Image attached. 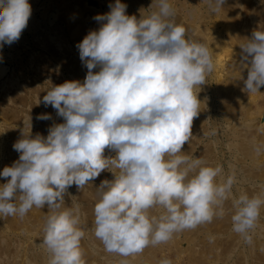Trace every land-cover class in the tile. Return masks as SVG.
Returning <instances> with one entry per match:
<instances>
[{"label":"clouds","instance_id":"1","mask_svg":"<svg viewBox=\"0 0 264 264\" xmlns=\"http://www.w3.org/2000/svg\"><path fill=\"white\" fill-rule=\"evenodd\" d=\"M225 3L206 0L210 14ZM109 7L94 17L100 27L76 45L87 68L83 82L52 85L43 96L63 123L53 124L46 137L22 132L13 144L20 155L0 171L7 181L0 184V219H23L33 207H47L42 244L49 264H86L80 207L65 206V195L71 186L80 191L113 169L114 178L96 188L93 208L94 236L106 252L124 258L142 254L177 233L223 218L230 198L232 231L251 245L264 197H233L234 173L224 177L221 165L182 151L200 113L196 89L215 68L213 50L187 37L170 0H153L148 8L153 10L139 18L128 15L121 0ZM31 15L29 0H0V48L21 38ZM239 47L247 69L242 91L257 93L264 86V29L254 30ZM106 150L115 155L106 156ZM255 150L259 154L264 144ZM152 209L162 211L155 215Z\"/></svg>","mask_w":264,"mask_h":264},{"label":"rangeland","instance_id":"2","mask_svg":"<svg viewBox=\"0 0 264 264\" xmlns=\"http://www.w3.org/2000/svg\"><path fill=\"white\" fill-rule=\"evenodd\" d=\"M115 2L29 0L32 15L21 38L0 48L1 168L19 159L13 144L22 138V132L46 137L53 124L63 123L51 105H44L43 96L52 85L83 82L87 68L76 45L89 31L100 27L94 17L108 13ZM152 2L121 0L127 5V14L137 18L153 10L148 9ZM170 3L176 10V22L186 28L187 37L208 45L215 63L207 83L196 89L200 113L193 120V137L185 143L183 154L202 158L211 166L221 165L224 177L234 173L233 197L241 193L264 197V150L259 154L255 150L258 144H264V86L257 93L242 91L247 69L241 67L239 47L254 30L264 29V0H226L216 14L209 13L206 0ZM42 114H49L51 119H37ZM212 130L215 135H209ZM105 155L115 153L106 150ZM110 171L115 170H105L80 191L71 186L65 195V206L80 207L86 264H121L124 259L128 264H159L163 258L171 259L172 264H264V208L249 245L232 231V198L225 204L223 218L177 233L169 242L149 246L142 254L124 258L106 252L94 236L93 208L98 200L96 188L102 180L114 178ZM0 178L1 184L7 182ZM47 211V207H33L23 219H0V264H49V253L42 244ZM150 211L158 215L162 210ZM209 236L214 237L211 243Z\"/></svg>","mask_w":264,"mask_h":264},{"label":"bare ground","instance_id":"3","mask_svg":"<svg viewBox=\"0 0 264 264\" xmlns=\"http://www.w3.org/2000/svg\"><path fill=\"white\" fill-rule=\"evenodd\" d=\"M0 147H2V146H0ZM3 148V147H2ZM10 148V147H9ZM2 150V149H1ZM6 150V149H5ZM10 150V149H9ZM4 151V150H3ZM9 153H10V151H9ZM12 153V152H11ZM0 156H2V154L0 155ZM8 157H11V155L10 156H8ZM12 158V157H11ZM8 159H10V158H8ZM6 161V160H5ZM9 161V160H8ZM2 162V165H3V161H1ZM0 162V163H1ZM10 163H12V161H9ZM8 164H6L5 166H7ZM1 168V167H0ZM3 168V167H2ZM1 168V169H2ZM1 171V170H0ZM3 181V180H2ZM0 184H1V178H0Z\"/></svg>","mask_w":264,"mask_h":264}]
</instances>
